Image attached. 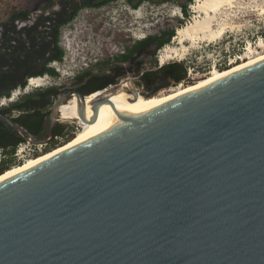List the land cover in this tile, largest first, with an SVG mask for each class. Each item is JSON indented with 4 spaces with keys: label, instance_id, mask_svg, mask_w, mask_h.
I'll use <instances>...</instances> for the list:
<instances>
[{
    "label": "water",
    "instance_id": "obj_1",
    "mask_svg": "<svg viewBox=\"0 0 264 264\" xmlns=\"http://www.w3.org/2000/svg\"><path fill=\"white\" fill-rule=\"evenodd\" d=\"M130 80L58 95L45 138L0 120L46 145L71 97L93 121L110 93L158 92ZM119 113L82 146L0 182V264H264V58Z\"/></svg>",
    "mask_w": 264,
    "mask_h": 264
},
{
    "label": "trees",
    "instance_id": "obj_2",
    "mask_svg": "<svg viewBox=\"0 0 264 264\" xmlns=\"http://www.w3.org/2000/svg\"><path fill=\"white\" fill-rule=\"evenodd\" d=\"M117 1L120 0H44L35 13L28 7L15 8L4 20L0 19V98H9L15 89L26 87L30 77H58L59 71L51 63H62L65 57V50L60 45L62 29L71 24L82 9L101 8ZM122 1L137 8L144 1L159 4L168 0ZM190 1L180 4L185 16L188 15L187 4ZM182 20L178 19V26L183 25ZM175 32L176 28L171 27L149 33L125 45L120 53L105 59L95 58L90 66L78 70L71 81L85 79L86 85L91 86L103 80V84L98 87L103 88L118 83L121 77L138 75L145 83H152L162 77L174 80V84L181 83L186 80L184 62L171 61L159 66L156 59V52L170 43ZM61 87L55 84L35 87L19 95L16 100L1 105L0 112L11 115L12 110H18L19 114L13 119L36 135L55 98L61 93ZM55 136L64 142L73 138L63 123L57 124ZM24 140L0 120V174L15 164V150ZM59 142L54 138L45 150L54 148Z\"/></svg>",
    "mask_w": 264,
    "mask_h": 264
},
{
    "label": "rangeland",
    "instance_id": "obj_3",
    "mask_svg": "<svg viewBox=\"0 0 264 264\" xmlns=\"http://www.w3.org/2000/svg\"><path fill=\"white\" fill-rule=\"evenodd\" d=\"M43 1L0 0V19L4 20L15 8L28 7L32 13H35L36 8ZM185 1L168 0L159 4L144 1L137 8H132L120 0L101 8L82 9L73 22L65 26L61 31L60 45L65 50V57L63 62L58 64L59 76L56 78L44 76L43 84L38 87H45L51 84L60 85V83L62 85L68 84L76 69L90 66V63L95 58L105 59L115 53H120L125 45L132 44L146 34L157 33L162 29L171 27L177 29V27H180L178 26V19H183L182 24L193 20V17L198 15V12L192 8L195 0L188 2L187 16L180 9V4ZM262 7L264 8V0H238L233 8L221 9L217 15V22H215V26L222 23L227 25L226 31L221 37L211 42L201 43L199 48L190 50L182 58H172L164 63L171 61L185 63L187 68L186 80L181 82L185 86V84L190 85L201 77L207 76L213 69L219 70L218 68H220L222 70L231 66L234 62H241V60L237 59V56L244 58L248 53V46H251L253 51L250 55H255V51L263 52L264 45L259 46L260 41L264 44V12L261 11ZM176 43L177 40L172 37L169 44L174 45ZM166 45L156 52V59ZM157 65H159L158 59ZM187 80L189 81L187 82ZM192 80L194 81L191 82ZM179 84L172 83L162 87L148 99L165 96ZM35 87L20 88L17 96L10 95L9 99H5V102L0 98V106L16 100L19 95ZM59 118L61 120L60 123L69 125V131H74V137L78 130L77 122L61 116ZM57 140L60 143L54 146L55 149L64 143L63 140ZM51 148L53 147L45 150L42 145L38 144L35 147L26 141L18 145L15 153L27 154L31 152L33 156L28 157L29 159L45 153ZM15 153L14 165H21L22 162L17 163Z\"/></svg>",
    "mask_w": 264,
    "mask_h": 264
},
{
    "label": "bare ground",
    "instance_id": "obj_4",
    "mask_svg": "<svg viewBox=\"0 0 264 264\" xmlns=\"http://www.w3.org/2000/svg\"><path fill=\"white\" fill-rule=\"evenodd\" d=\"M238 0H195L192 4V8L198 12V15L193 17V20L177 27L175 35L173 36L176 40V44L166 45L160 55V60L162 63L172 58H182L189 53L192 49H197L200 47L201 43L211 42L223 35L226 31L227 25L225 23L215 26L217 22V15L220 13L221 9L233 8L236 6ZM263 8V7H262ZM261 11L264 12V8ZM260 9V8H259ZM264 44L260 41L259 46ZM248 53L244 58L239 57L241 62H234L231 66L220 70V68L213 69L207 76H204L194 83L185 86L180 83L171 92L165 96L156 97L153 99L144 98L139 94L138 99L134 102L128 101V97H131L124 91H115L107 95L108 102H104L100 105L96 117L93 121L81 120L78 117L79 102L76 97H71L59 106V115L68 119L76 120L78 124V130L76 131L73 138L68 142H64L58 148H53L48 152L41 153L36 157L25 159L21 165L13 166L8 168L0 174V182L17 176L23 172L33 169L43 163L48 162L52 158L74 150L87 141H89L95 134L100 132L102 129L110 125L112 122L121 117L119 112L127 113L129 110L144 109L165 101H169L175 97L184 95L186 93L197 90L208 84L218 81L236 71H239L261 59L264 58V51H255V55H250L252 47L248 46ZM44 76L30 77L28 82V87L30 86H40L43 84ZM123 85H127V81ZM16 94V93H15ZM100 95V92L91 94L86 98V104L84 108V116L89 119L93 115V103L92 101ZM21 163V162H20ZM19 164V163H18Z\"/></svg>",
    "mask_w": 264,
    "mask_h": 264
},
{
    "label": "flooded vegetation",
    "instance_id": "obj_5",
    "mask_svg": "<svg viewBox=\"0 0 264 264\" xmlns=\"http://www.w3.org/2000/svg\"><path fill=\"white\" fill-rule=\"evenodd\" d=\"M77 71L78 70H76L73 73L72 76H74ZM127 77H130L131 78L130 82L127 81V85L132 86L137 91L138 90H142L143 92L144 91H148L149 92V91H151L153 89V87H154L155 90H158V89H160L162 87H165V86H167L169 84L175 83L174 80H169L166 77H162L160 79H156L152 83H145V81L142 80L141 78H139L138 75H135V76L127 75V76L121 77L118 80V82L120 80H122V79H126ZM101 84H103V80L102 81H99L97 83H93V85H91V86H88V85H86V80L85 79H81L79 81H70L68 84H64V85H62L60 83V85L62 86L61 87V93L60 94H63V93L69 92V91H79V92H81L83 94H87L89 91H91L93 89H99L98 87H100ZM18 114H19V111L18 110H12V114L11 115H7V116H9L11 118H14ZM60 122H61V120H60V118H58V120H57V122L55 124V127H54V137H55V131L57 129V124L60 123ZM73 122H77V121L74 120ZM4 124L5 125H8L6 123H4ZM66 128H69V125H66ZM14 131L21 138L25 139L16 130H14ZM70 133L71 134H74V131H70ZM36 135L38 137H42V138L48 137V135H49V119H48V116H47V118L43 122H41V124L39 126V130H38V132H37ZM53 139L51 140V142L53 141ZM24 142H26V140H24ZM51 142H49L48 144L44 145V148L49 147L50 144H51ZM31 144L34 145L35 147H37V144H34V143H31Z\"/></svg>",
    "mask_w": 264,
    "mask_h": 264
},
{
    "label": "built area",
    "instance_id": "obj_6",
    "mask_svg": "<svg viewBox=\"0 0 264 264\" xmlns=\"http://www.w3.org/2000/svg\"><path fill=\"white\" fill-rule=\"evenodd\" d=\"M161 55V54H160ZM160 55H158V57H157V59H158V63H159V66H161L163 63L161 62V60H160ZM240 56H237V59L239 58ZM236 58H235V60H237ZM230 63V62H229ZM228 63V64H229ZM58 64H59V62H52L51 63V65L57 70V71H59V67H58ZM44 76H48V75H44ZM189 80H187V82H188ZM194 80H192L191 82H193ZM28 82H29V79H28ZM27 86H28V84H27ZM26 86V87H27ZM25 87V88H26ZM20 92V88H17V89H15L14 91H12V93H11V95H16L17 96V94ZM16 93V94H15ZM2 99V101H4L5 102V97H3V98H1ZM9 99V98H8ZM55 139H59V140H62L59 136H55L54 137ZM60 143V142H59ZM38 145V144H37ZM39 145H41V144H39ZM42 146H44V145H42ZM38 150L39 151H41V149L40 148H38ZM15 156H16V158H17V163H20V162H23L25 159H27L28 157H31V156H33V153H31V152H28L27 154H18V153H15Z\"/></svg>",
    "mask_w": 264,
    "mask_h": 264
},
{
    "label": "clouds",
    "instance_id": "obj_7",
    "mask_svg": "<svg viewBox=\"0 0 264 264\" xmlns=\"http://www.w3.org/2000/svg\"><path fill=\"white\" fill-rule=\"evenodd\" d=\"M80 69H82V67H81ZM80 69H76V70H80ZM74 72H75V71H74Z\"/></svg>",
    "mask_w": 264,
    "mask_h": 264
}]
</instances>
